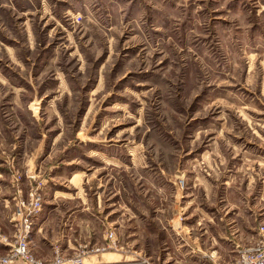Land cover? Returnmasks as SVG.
<instances>
[{"label": "rangeland", "instance_id": "1", "mask_svg": "<svg viewBox=\"0 0 264 264\" xmlns=\"http://www.w3.org/2000/svg\"><path fill=\"white\" fill-rule=\"evenodd\" d=\"M260 3L0 0V253L13 243L18 189L26 194L30 175L43 183L40 212L92 221L71 255L80 264L105 250L128 256L95 264H154L167 217L188 215L194 203L219 216L216 203L255 195L256 241L264 226ZM109 231L113 247H105Z\"/></svg>", "mask_w": 264, "mask_h": 264}, {"label": "crops", "instance_id": "2", "mask_svg": "<svg viewBox=\"0 0 264 264\" xmlns=\"http://www.w3.org/2000/svg\"><path fill=\"white\" fill-rule=\"evenodd\" d=\"M249 11L251 12V10ZM253 11L255 15L264 17V3L258 4ZM206 185H203L202 189L208 193L206 188L211 185ZM247 190L250 191L253 188L248 186ZM257 199L258 197L255 195L253 200H227L224 206L216 203L217 210H223L219 216L214 215L212 206L208 205L204 209L194 203L190 206L192 210H201L197 215L192 211L186 216L167 217L165 222L169 231L160 233L161 237L152 254L154 264H235L239 250L242 247H249L255 242ZM186 205H190V203L187 202L179 207L184 210ZM175 208L177 207L175 206ZM225 212H228L229 215L225 216ZM39 213L29 234V246L36 256L42 259L49 260L54 256L55 245H59L63 256H71L76 242L79 243L82 238L80 236L84 234L87 237L92 230V221L83 215H80L78 219L75 217L66 218L62 222L61 218L60 220L55 219L49 210L42 209ZM259 213L263 214L261 221L264 222V209ZM192 214H194L192 217H187ZM71 220L74 222L66 223ZM92 233L94 234L95 230ZM92 242L97 245L95 240ZM118 254L128 256L121 251L94 252L85 256V264L108 261L106 259ZM11 264L29 263L18 257ZM62 264H70V262L65 260Z\"/></svg>", "mask_w": 264, "mask_h": 264}, {"label": "built area", "instance_id": "3", "mask_svg": "<svg viewBox=\"0 0 264 264\" xmlns=\"http://www.w3.org/2000/svg\"><path fill=\"white\" fill-rule=\"evenodd\" d=\"M33 182L25 195L18 189L19 197L15 207V233L13 243L9 249L0 253V264H11L15 262L18 257L28 261L29 264H62L68 260L70 264H80L82 262L79 254L70 257L63 256L60 251H56L54 256L47 260L42 259L30 249L29 246V233L32 228L34 218L38 215L42 208L44 190L42 189L43 183L35 179L34 175H30ZM259 236L255 244L251 247L239 250L235 264H264V226L259 228ZM115 239L112 231L108 232V242L105 247H113ZM104 247L93 246L91 251L102 250ZM88 251V250H86ZM84 251V252H86ZM224 264V263H216Z\"/></svg>", "mask_w": 264, "mask_h": 264}]
</instances>
